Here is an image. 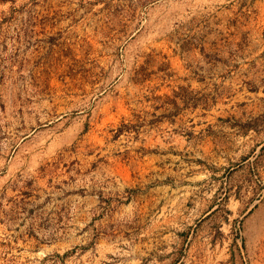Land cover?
<instances>
[{
	"label": "rangeland",
	"instance_id": "obj_1",
	"mask_svg": "<svg viewBox=\"0 0 264 264\" xmlns=\"http://www.w3.org/2000/svg\"><path fill=\"white\" fill-rule=\"evenodd\" d=\"M0 264H264V0H0Z\"/></svg>",
	"mask_w": 264,
	"mask_h": 264
}]
</instances>
